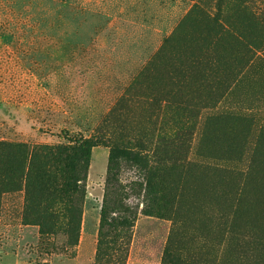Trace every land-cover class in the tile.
<instances>
[{
    "label": "rangeland",
    "instance_id": "1",
    "mask_svg": "<svg viewBox=\"0 0 264 264\" xmlns=\"http://www.w3.org/2000/svg\"><path fill=\"white\" fill-rule=\"evenodd\" d=\"M255 204L264 0H0V264H264Z\"/></svg>",
    "mask_w": 264,
    "mask_h": 264
},
{
    "label": "trees",
    "instance_id": "2",
    "mask_svg": "<svg viewBox=\"0 0 264 264\" xmlns=\"http://www.w3.org/2000/svg\"><path fill=\"white\" fill-rule=\"evenodd\" d=\"M186 128H183V129H179V131L181 132H186ZM176 133V132H175ZM184 133H182L183 135L180 136V138H182L184 136ZM89 149V145L87 142H81L79 144V150L81 153H86L87 150ZM189 166V164H187ZM188 166H184V165H181V170L183 169H186L188 168ZM46 176V175H45ZM44 175L42 176V179L45 177ZM47 178V176H46ZM163 198V196H162ZM258 206L261 207V204H255V205H252L249 210H248V216L251 220V222H253V224H257V223H262L264 221V208H262V213L260 214L259 213V210H258ZM258 212V213H257ZM253 217V218H252ZM165 258H168V264H177V261L176 259H174L170 253H168L167 251L165 252L164 254V260ZM163 263H165V261H163ZM111 264H113V261L111 262Z\"/></svg>",
    "mask_w": 264,
    "mask_h": 264
}]
</instances>
